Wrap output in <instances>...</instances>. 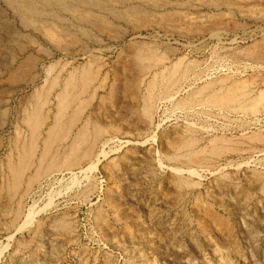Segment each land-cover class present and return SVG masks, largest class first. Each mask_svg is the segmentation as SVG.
I'll return each mask as SVG.
<instances>
[{"label": "rangeland", "instance_id": "374dc122", "mask_svg": "<svg viewBox=\"0 0 264 264\" xmlns=\"http://www.w3.org/2000/svg\"><path fill=\"white\" fill-rule=\"evenodd\" d=\"M262 92L264 0H0V264H264Z\"/></svg>", "mask_w": 264, "mask_h": 264}, {"label": "bare ground", "instance_id": "6f19581e", "mask_svg": "<svg viewBox=\"0 0 264 264\" xmlns=\"http://www.w3.org/2000/svg\"><path fill=\"white\" fill-rule=\"evenodd\" d=\"M144 56V55H143ZM145 57H146V54H145ZM149 57V56H148ZM151 57V56H150ZM152 58V57H151ZM137 60V59H136ZM90 79V78H89ZM82 90V89H81ZM263 94V95H262ZM262 94L260 95H258V97H256V102H258V101H260L262 98L264 99V92H262ZM221 97V96H220ZM237 98V97H236ZM69 99V98H68ZM254 99V98H253ZM260 99V100H259ZM262 99V100H263ZM236 100V99H235ZM237 100H238V98H237ZM258 100V101H257ZM261 100V101H262ZM73 101V100H72ZM222 102V101H221ZM235 102V101H234ZM237 102V101H236ZM255 102V101H254ZM225 103V102H224ZM245 103V102H244ZM70 104V103H69ZM251 105H253V104H251ZM256 105H258V103L256 104ZM243 106V105H242ZM263 106V105H262ZM260 107V106H259ZM241 110V109H240ZM243 110V109H242ZM82 112V111H81ZM244 112H245V110H244ZM249 112V111H248ZM252 112V111H251ZM251 114V113H250ZM62 126V125H61ZM81 136V135H80ZM81 141V140H80ZM82 148V147H81ZM72 150V149H71ZM75 151V150H74ZM25 157V156H24ZM23 159V158H22ZM26 160H24V162H25ZM62 161V160H61ZM26 163V162H25ZM24 163V164H25ZM23 164V165H24ZM66 165V164H65ZM22 171V170H21ZM21 181V180H20ZM31 216V211L29 210L28 212H27V215H26V218H28V217H30Z\"/></svg>", "mask_w": 264, "mask_h": 264}]
</instances>
